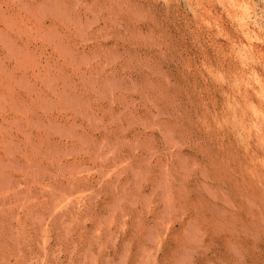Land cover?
Here are the masks:
<instances>
[{"label": "rangeland", "instance_id": "374dc122", "mask_svg": "<svg viewBox=\"0 0 264 264\" xmlns=\"http://www.w3.org/2000/svg\"><path fill=\"white\" fill-rule=\"evenodd\" d=\"M0 264H264V0H0Z\"/></svg>", "mask_w": 264, "mask_h": 264}, {"label": "bare ground", "instance_id": "6f19581e", "mask_svg": "<svg viewBox=\"0 0 264 264\" xmlns=\"http://www.w3.org/2000/svg\"><path fill=\"white\" fill-rule=\"evenodd\" d=\"M240 30V29H239Z\"/></svg>", "mask_w": 264, "mask_h": 264}]
</instances>
